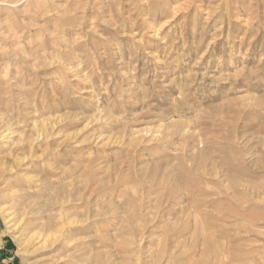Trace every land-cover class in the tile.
Masks as SVG:
<instances>
[{"label": "rangeland", "instance_id": "1", "mask_svg": "<svg viewBox=\"0 0 264 264\" xmlns=\"http://www.w3.org/2000/svg\"><path fill=\"white\" fill-rule=\"evenodd\" d=\"M0 264H264V0H0Z\"/></svg>", "mask_w": 264, "mask_h": 264}, {"label": "bare ground", "instance_id": "2", "mask_svg": "<svg viewBox=\"0 0 264 264\" xmlns=\"http://www.w3.org/2000/svg\"><path fill=\"white\" fill-rule=\"evenodd\" d=\"M7 131V130H6ZM6 131H5V133L4 134H2V136H6ZM10 132V131H9ZM11 134V133H10ZM8 135V134H7ZM12 135V134H11ZM9 136V135H8ZM15 144V143H14ZM33 146H34V144L33 143H31V145L29 146L30 148H33ZM42 237V236H41ZM41 237H39V239L41 238ZM44 238H45V236H43ZM42 237V238H43ZM35 238H38V236L37 237H35ZM40 241H41V239H40Z\"/></svg>", "mask_w": 264, "mask_h": 264}]
</instances>
